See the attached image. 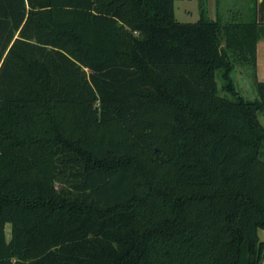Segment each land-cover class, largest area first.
I'll return each instance as SVG.
<instances>
[{
	"label": "trees",
	"instance_id": "trees-1",
	"mask_svg": "<svg viewBox=\"0 0 264 264\" xmlns=\"http://www.w3.org/2000/svg\"><path fill=\"white\" fill-rule=\"evenodd\" d=\"M198 6L0 0V264H261L264 0Z\"/></svg>",
	"mask_w": 264,
	"mask_h": 264
},
{
	"label": "rangeland",
	"instance_id": "rangeland-1",
	"mask_svg": "<svg viewBox=\"0 0 264 264\" xmlns=\"http://www.w3.org/2000/svg\"><path fill=\"white\" fill-rule=\"evenodd\" d=\"M219 6H217V0H205L206 14L209 19H216L217 14L224 12L226 9L237 6L242 0H218ZM173 13L174 17L179 22H195L199 19V6L198 0H173ZM233 81L236 86V90L246 100H255L257 98V90L255 85V79L250 71H247L243 67H236L232 72ZM216 82L218 87L221 86V80L219 76H216ZM219 95L228 96L225 92L219 91ZM259 120L264 126V112L259 114ZM10 224L7 223L4 227L6 239H10ZM258 237L260 241L264 242V230L258 231Z\"/></svg>",
	"mask_w": 264,
	"mask_h": 264
},
{
	"label": "crops",
	"instance_id": "crops-1",
	"mask_svg": "<svg viewBox=\"0 0 264 264\" xmlns=\"http://www.w3.org/2000/svg\"><path fill=\"white\" fill-rule=\"evenodd\" d=\"M262 3H263V0H262ZM255 74H256L257 81L264 82V36L256 44ZM261 264H264V257H263Z\"/></svg>",
	"mask_w": 264,
	"mask_h": 264
},
{
	"label": "water",
	"instance_id": "water-1",
	"mask_svg": "<svg viewBox=\"0 0 264 264\" xmlns=\"http://www.w3.org/2000/svg\"><path fill=\"white\" fill-rule=\"evenodd\" d=\"M258 2H259V4H258L259 17H261L262 16V0H259Z\"/></svg>",
	"mask_w": 264,
	"mask_h": 264
},
{
	"label": "flooded vegetation",
	"instance_id": "flooded-vegetation-1",
	"mask_svg": "<svg viewBox=\"0 0 264 264\" xmlns=\"http://www.w3.org/2000/svg\"><path fill=\"white\" fill-rule=\"evenodd\" d=\"M256 70V69H255ZM255 78H256V74H255ZM257 80V79H256Z\"/></svg>",
	"mask_w": 264,
	"mask_h": 264
}]
</instances>
